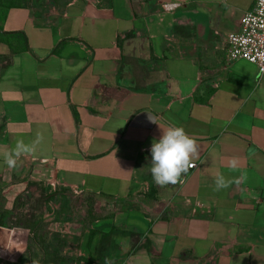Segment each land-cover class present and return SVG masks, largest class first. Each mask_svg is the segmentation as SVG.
<instances>
[{
  "label": "crops",
  "instance_id": "crops-1",
  "mask_svg": "<svg viewBox=\"0 0 264 264\" xmlns=\"http://www.w3.org/2000/svg\"><path fill=\"white\" fill-rule=\"evenodd\" d=\"M252 5L0 0L1 204L39 188L63 204L39 216L48 230L71 222L70 191L96 212L61 234L76 253L67 246L46 264H264V72L224 47ZM170 126L194 136L199 154L182 182L161 187L150 149ZM38 133L9 168L4 154ZM241 172L243 183L214 190L217 174ZM0 228V264H32L29 229Z\"/></svg>",
  "mask_w": 264,
  "mask_h": 264
},
{
  "label": "rangeland",
  "instance_id": "rangeland-1",
  "mask_svg": "<svg viewBox=\"0 0 264 264\" xmlns=\"http://www.w3.org/2000/svg\"><path fill=\"white\" fill-rule=\"evenodd\" d=\"M80 194L78 191L66 193V196L69 198L68 205L70 207L69 213L71 214V222H58L56 225L54 224L55 230L53 227L49 229L51 232L47 229L46 225H42L41 232L43 235L39 240L30 242L28 250H25L23 254L25 255V259L30 257L38 262V264H43L45 261H52L54 257H56L54 259H59L65 256L66 254H63V252L66 250L65 248L67 246L71 247L69 251L76 253L75 241L72 243L65 241V238L61 234L68 233V230L83 231L85 225L89 226L90 219L94 218L96 214L94 201ZM48 197L49 196L44 195L39 188L36 189V191L28 190L15 199L13 206L9 207L7 210L1 204L2 199L0 198V224L4 228H16L20 226L25 228L23 225L29 224L27 223V219L32 215H35L36 219L39 221V216H41V214L57 212L58 205L59 212L64 211L62 210V203L54 204ZM1 217H3V219H1ZM12 245L11 242L10 248L6 253L10 251ZM7 259L8 258L5 257L6 261Z\"/></svg>",
  "mask_w": 264,
  "mask_h": 264
},
{
  "label": "clouds",
  "instance_id": "clouds-1",
  "mask_svg": "<svg viewBox=\"0 0 264 264\" xmlns=\"http://www.w3.org/2000/svg\"><path fill=\"white\" fill-rule=\"evenodd\" d=\"M162 130L160 139L158 141L154 140L150 149L152 162L150 171L154 182L164 187L182 182V176L195 167L192 158L199 153L196 138L190 136L183 127L170 126ZM42 139L43 137L38 133L36 139L28 144L22 139L17 140L15 147L4 154L5 164L9 168H15L20 157L33 153ZM238 166L239 161L237 158L229 160L231 169L236 170ZM246 179L247 175L243 172L239 177L233 179L226 178L224 174H217L214 190L227 189L233 183L239 185ZM32 264H38V262L33 261Z\"/></svg>",
  "mask_w": 264,
  "mask_h": 264
},
{
  "label": "built area",
  "instance_id": "built-area-1",
  "mask_svg": "<svg viewBox=\"0 0 264 264\" xmlns=\"http://www.w3.org/2000/svg\"><path fill=\"white\" fill-rule=\"evenodd\" d=\"M179 5L163 4V10L174 11ZM224 44L227 60L245 59L255 64L260 73L264 72V0H253L252 8L239 19V29L227 33Z\"/></svg>",
  "mask_w": 264,
  "mask_h": 264
},
{
  "label": "trees",
  "instance_id": "trees-1",
  "mask_svg": "<svg viewBox=\"0 0 264 264\" xmlns=\"http://www.w3.org/2000/svg\"><path fill=\"white\" fill-rule=\"evenodd\" d=\"M27 223L29 224L23 225L25 228L29 229V236H28L29 243L27 244L25 250H28L30 246V242L39 240L41 236L43 235V233L41 232L43 224L40 220L38 221L36 219L35 215L30 216L29 219H27ZM103 236L104 235H102V237ZM46 263L47 262L45 261L43 264H46Z\"/></svg>",
  "mask_w": 264,
  "mask_h": 264
},
{
  "label": "water",
  "instance_id": "water-1",
  "mask_svg": "<svg viewBox=\"0 0 264 264\" xmlns=\"http://www.w3.org/2000/svg\"><path fill=\"white\" fill-rule=\"evenodd\" d=\"M40 1H42V0H34L35 4H38ZM127 45H130V42H128ZM134 51H135V46H133L132 49H131L132 54L134 53ZM6 235H9V232L6 231V230H2L0 228V249H4L5 248V244H6V241H7ZM2 236L6 237V239L2 238Z\"/></svg>",
  "mask_w": 264,
  "mask_h": 264
}]
</instances>
